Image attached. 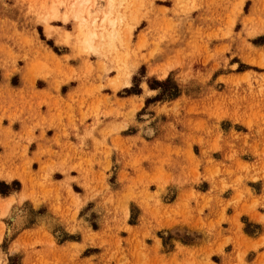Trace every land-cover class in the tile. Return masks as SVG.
I'll list each match as a JSON object with an SVG mask.
<instances>
[{"label":"rangeland","instance_id":"obj_1","mask_svg":"<svg viewBox=\"0 0 264 264\" xmlns=\"http://www.w3.org/2000/svg\"><path fill=\"white\" fill-rule=\"evenodd\" d=\"M115 1L0 0V264H264V0Z\"/></svg>","mask_w":264,"mask_h":264},{"label":"crops","instance_id":"obj_2","mask_svg":"<svg viewBox=\"0 0 264 264\" xmlns=\"http://www.w3.org/2000/svg\"><path fill=\"white\" fill-rule=\"evenodd\" d=\"M70 135H74L73 132L70 133ZM72 140V138L70 139ZM3 176H0V181H4L8 184L12 183L17 179V176L13 175L11 173V177L7 178V173L3 172ZM26 193L27 191L24 190L22 187L21 189L18 190H13L8 192L5 195L0 194V205H10V209L14 210L15 208H20V205L22 204H28L30 206L31 212L34 211V209H40L41 207H48L42 205V202L40 206H35L34 202L30 199V197L26 198ZM51 203V202H50ZM65 205H68V202H65ZM50 213L54 214L52 211V206L49 207ZM58 216V223L60 225H63L64 228H66L65 224L62 223L61 218H60V213L57 214ZM47 219L44 218L43 216H40L39 218L36 219L33 223L27 222L25 224V221L23 222V227L20 229L19 235L14 243H22V241L27 240V241H33L36 239H44L45 238V231L48 230V223L46 221ZM23 260H25L23 258Z\"/></svg>","mask_w":264,"mask_h":264},{"label":"bare ground","instance_id":"obj_3","mask_svg":"<svg viewBox=\"0 0 264 264\" xmlns=\"http://www.w3.org/2000/svg\"><path fill=\"white\" fill-rule=\"evenodd\" d=\"M79 2V0H78ZM115 0H107V12L104 14V16L102 18H100L98 15L96 16V18H94L92 20V23L89 22L90 20L88 19V17H86L85 15L88 13L89 16H91V14H95L97 12H99L100 9L103 8V6L101 5V3H97L96 4V7L94 9H89V6L91 5L92 1L91 0H81L80 2V5L78 3L79 6L77 7H73V5L71 6L73 9V19H75V21L77 22V27H78V31H80L79 33H85V30L86 28L90 27V23L93 27H105L106 24L107 25H110L111 28H115L116 25H117V20L116 19H110V15L109 14H112V12L114 11L113 9H115ZM75 4V3H74ZM87 5V6H86ZM51 13L53 15L52 18H58V12H57V9L56 8H52L51 9ZM103 13V11H102ZM102 16V15H101ZM112 18V17H111ZM123 18V17H122ZM68 19H65V22H67ZM120 22V21H119ZM98 29V28H97ZM112 30V29H111ZM115 31V29H114ZM113 32V30L111 31ZM98 36V33L97 31H93V32H88V35H87V42L86 44H88L87 46L89 47H93L92 46V43H93V39H95L96 37ZM102 36V34H101ZM100 36V37H101ZM112 36L114 37L115 36V33L112 34ZM130 78V76H128V79ZM128 84V82L126 83V85ZM8 178V177H7Z\"/></svg>","mask_w":264,"mask_h":264}]
</instances>
